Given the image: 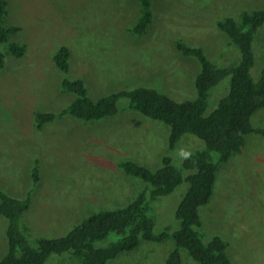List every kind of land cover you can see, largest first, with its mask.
I'll list each match as a JSON object with an SVG mask.
<instances>
[{"label": "rangeland", "instance_id": "1", "mask_svg": "<svg viewBox=\"0 0 264 264\" xmlns=\"http://www.w3.org/2000/svg\"><path fill=\"white\" fill-rule=\"evenodd\" d=\"M6 2L5 23L19 28L11 40L25 44L26 50L14 58L0 45L5 53L0 70V188L14 198L30 195L24 220L32 245L41 237L65 235L93 213L123 207L143 191L146 183L124 174L120 162L130 160L154 171L169 156L181 168L187 156L204 148L201 139L186 134L169 150L170 127L128 109L124 98L114 116L83 122L65 115L40 129L36 112L59 113L74 98L61 91L62 79L81 78L92 99L150 87L175 101L192 100L200 64L181 54L175 42L201 47L219 67L234 66L239 51L217 23L226 17L239 20L241 12L264 6V0H153L152 23L136 36L129 28L139 16L137 0ZM62 46L71 53L68 75L53 63ZM253 48L250 73L257 79L264 68V25ZM229 79L210 91L207 113L227 93ZM252 125L264 131V108L254 114ZM190 173L183 171L184 176ZM187 189L184 181L153 202L156 233L179 228L175 214ZM199 211L205 241L219 235L237 264H264V134H248L241 152L220 166L213 196ZM6 226L0 214V259L7 249ZM174 247L172 239L142 241L109 264H165ZM180 251L182 264H197ZM46 264L78 263L72 255L54 254Z\"/></svg>", "mask_w": 264, "mask_h": 264}, {"label": "trees", "instance_id": "2", "mask_svg": "<svg viewBox=\"0 0 264 264\" xmlns=\"http://www.w3.org/2000/svg\"><path fill=\"white\" fill-rule=\"evenodd\" d=\"M139 16L129 31L142 36L153 20L152 1L137 0ZM7 2L0 0V45L14 58L24 55L26 46L11 40L19 31L15 25L5 23ZM264 25V6L253 11H243L239 20L226 17L217 23L218 29L226 33L240 54V61L230 67H219L212 63L204 50L191 46L181 39L175 42L176 49L187 57L195 58L200 64L194 86L196 97L192 100L175 101L164 93L150 87H137L92 99L81 78L65 77L60 83L64 93L74 98L59 113L36 112L38 128L54 121L57 117L70 115L83 122L98 121L118 113V101L128 100L127 108L170 127L169 150L178 146L182 137L192 134L204 142V148L187 156L182 167L172 164L169 156L162 158L156 170L130 160L120 162L124 174L141 178L146 187L127 205L111 210H101L83 219L61 237H41L32 245L24 215L30 207V195L23 199L14 198L0 188V214L6 219L7 249L0 264H46L51 255H72L78 264H109L120 254L135 250L142 241L153 243L172 239L175 247L165 258V264H182L180 250H185L197 264H237L228 253L227 242L219 235L208 241L201 231L200 208L211 200L220 166L233 155L241 152L245 138L250 133L264 134L252 125L254 114L264 108V68L259 77L251 76L254 65V40ZM70 50L60 47L53 55L55 67L68 75ZM5 65V53L0 51V70ZM229 79L227 93L207 113L210 91L226 77ZM190 171L187 176L183 171ZM33 181L38 180V168L32 172ZM188 189L176 210L179 228L155 232L153 202L171 194L182 182ZM111 235L117 239L99 246Z\"/></svg>", "mask_w": 264, "mask_h": 264}]
</instances>
